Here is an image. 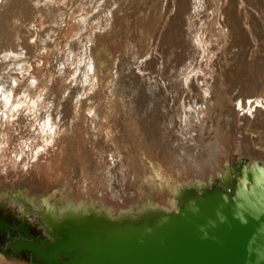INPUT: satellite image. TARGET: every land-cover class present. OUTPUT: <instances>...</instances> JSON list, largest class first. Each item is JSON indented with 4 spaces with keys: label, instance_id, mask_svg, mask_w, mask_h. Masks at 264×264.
Listing matches in <instances>:
<instances>
[{
    "label": "rangeland",
    "instance_id": "obj_1",
    "mask_svg": "<svg viewBox=\"0 0 264 264\" xmlns=\"http://www.w3.org/2000/svg\"><path fill=\"white\" fill-rule=\"evenodd\" d=\"M4 1L0 0V12L6 6ZM25 5L20 30L26 47L24 52L28 54L23 52L26 70L11 88L16 101L12 106L13 121L12 117L6 120L5 115L0 127V223L5 226L0 232V253L8 261L41 264L25 250L14 248L20 240L26 245L54 241L59 244L60 238L41 222L39 213L44 211L43 206H47L48 213L56 215L62 207L75 210L80 206L86 209L95 206L112 218L144 214L158 210L174 196L178 197L175 204L180 200L188 202L192 195L188 190L199 193L201 189L225 186V177L240 168L242 158L246 159L245 166L258 161L252 159L251 152L246 153L248 156L240 155L234 134L222 130L225 146L218 168L206 167L201 177L193 171L186 175L178 171L174 187H163L164 196L160 198L147 180L151 179V173L155 174L153 168L144 170L147 178L143 177L142 184L131 190L134 194L123 200L118 195L114 197L109 186H98L103 197L92 190L90 200H83L82 204L73 185L69 190H62L65 199L61 201V175H53L51 163L46 160V147L54 129L50 115L52 110H59L64 96L77 87L85 63L94 71L93 81L99 84L96 100L107 102L104 118L100 117L93 134L90 133L88 150L90 163H97L101 168L108 165L107 155L113 148L111 138L122 144H133L132 139L118 130L112 133L108 125L116 121L120 109H126L127 114L134 111L133 103L138 110L141 104L153 99L160 109H157L158 119H164L167 127L177 122L183 129L184 114L190 106L199 99H209L211 109L231 108L233 119L242 123L238 127L243 128L241 116L246 113L252 119L248 110L242 109L244 98L259 90L261 95L256 100L260 103L254 105L259 109L254 113L264 118V0H28ZM119 71L122 101L110 105L109 101L115 97V81L121 77ZM237 105L241 107L237 109ZM132 113V125H137L134 128L142 133L141 137L145 141L148 136L156 140L158 137L142 132L144 125H140L135 111ZM180 129L173 132L174 137L186 138ZM102 140L103 145L99 144ZM258 143L256 147L261 146L264 151V141ZM144 148L145 145L143 148L139 145L135 152L146 154ZM258 163L264 167L263 162ZM140 170L143 171L142 167ZM239 174L237 169L235 177ZM232 180L227 184L231 185ZM129 188L126 186L127 191ZM169 206L168 213L173 212L174 203ZM100 221L101 226L108 225L109 229L115 225L104 219ZM124 222L134 221L130 218ZM121 225L123 222L115 227ZM80 228L76 226L73 230ZM98 228L93 231L103 238ZM62 240L66 243L62 250H71L70 256L76 263L84 260L86 263L85 256L76 255L80 248L73 246L74 239ZM64 262L71 263L69 259Z\"/></svg>",
    "mask_w": 264,
    "mask_h": 264
},
{
    "label": "bare ground",
    "instance_id": "obj_2",
    "mask_svg": "<svg viewBox=\"0 0 264 264\" xmlns=\"http://www.w3.org/2000/svg\"><path fill=\"white\" fill-rule=\"evenodd\" d=\"M2 1L3 0H1V2ZM27 1L28 0H5L4 3L6 2V6L3 7L0 12V127L2 126L1 124L4 119H6L4 118L5 115H7L6 120L13 116L14 109H12V106L16 104V101L13 100V92L11 91V88L14 84H16L15 79L20 78L26 70V65L23 63L27 62V59H25V54L27 53L24 52V49L26 51V47L23 41H21L20 23L26 14L25 3H27ZM28 59V62H30L31 58ZM89 64L92 65L91 62ZM119 73L116 77L121 74ZM80 74L81 76H79L80 79L77 87L72 88V90L64 96L63 100L58 105L59 110H57L58 108L56 110H52L50 115L54 119V129L50 134L48 146L46 147V160L51 163L52 174L56 176L61 175L60 181L63 182L60 193L61 201L65 199V196L62 195V190H69L73 185H76L77 187V196L82 200V204L85 200H90V192L92 190L100 193L98 186L101 188L109 186L110 192L114 195V197L118 195L123 200L127 196L131 197L134 194V191L131 190H134L136 187L138 188V185L142 184L143 177L144 180L147 178L144 170L150 169L151 171L153 168H155V174L151 173V179L147 178V180L151 181V188L160 198L161 195L164 196L163 187L170 188V186H173V181H175L178 171L184 175L193 171L195 175L201 177L203 176V173L205 172L204 169L206 167L211 168L212 170L218 168L220 155L222 154L225 146L222 130L234 134L236 148L240 155L248 156L246 153L251 152L250 154L252 159L258 161H252L248 168H246L243 166L246 159L242 158L239 168L240 174L237 178H233L234 180H232V185L227 184L226 182L225 186H223V189L226 190L225 193H222L219 188H212L210 190L204 189L198 194H196V192L192 193L188 202L186 200H178L180 203L175 204V200L178 199V197H174L171 201H168L163 208L150 212L145 211L144 214L134 213L133 216L112 218L100 213L97 208H94L95 206L89 209L82 208L80 206L75 210L62 207L59 214L56 215L48 213L47 206H43L44 211L39 213L42 218V224L43 222V225L47 224L49 226V230L53 232L52 234H55L56 237L60 238L58 245L55 244L52 247L51 245H48L49 251L47 253H50V248L63 249L66 243H64L62 239L72 238L76 241L73 246L78 245L80 248V252L76 251V255L79 257L81 255L90 254V258L86 259V263H96L99 260H97L99 251H97L98 249L97 246H95L94 241L97 244H100L110 233L121 236V234H124L125 232H139L141 230H147L164 225L174 213L171 212L170 215L168 213V211H170L168 210L170 207L169 205L173 203L174 209H179L180 207H187L195 199L206 197L207 195H215L217 197L221 196L224 201L227 202L230 200L237 187H248L251 172L255 171L254 168L251 167L252 163L264 169V167L260 166V163H258H264V151L261 150V146L260 149H258L259 147H256L258 142L264 141V118L261 115L258 116L254 113L256 109H259L254 106L257 103H260V100H256L258 94L261 95L259 90H254L252 94H249L247 98H244L245 106H243L242 109L246 108L252 116V119H249L247 116L248 114H243L241 116L242 118H240L241 122H243V128H239L238 125L240 122L238 120L235 122L236 119H233L234 116L233 113L231 114V108L221 107L215 110L211 109L209 99H204L205 101H200L199 99V101L194 102L193 105L190 106L189 111L184 114V128H181L182 131H184L182 136H186L184 139L174 137L175 133L173 132H177L180 129L179 123L172 122V126L167 127L165 125L167 122L164 121V119H158L157 109H160L153 102V99H151L147 104H141V106H139L140 109H138L139 111L134 108L136 107L133 106L135 103L131 105L133 107L132 109L135 111V116L140 121V125L141 123L144 125L142 126V132L144 134L147 133L148 135L151 133L152 136L154 135L156 138L158 137L156 140H152V137L148 136V141H145L141 137L142 133L137 132L134 128L137 125H132L131 113L134 111L131 113L129 112V115L123 106L125 110L122 111V109L119 108L121 111L119 110L120 114L117 115L116 121L112 120L108 125H110L112 133L118 130L123 133L126 138L132 139L133 144H122L121 141L115 142V138H111V145L113 148H111L107 155L108 165L105 168H101L97 163L95 165L91 164L88 156L90 133L93 134L94 127L98 123L99 119H101L100 117L104 118L106 110L105 103L107 102L103 104L100 99L96 100L98 98L97 96H99V84L96 83L97 81H93L94 71L87 63L83 64L82 72ZM120 76L121 77H118L117 82L115 81V86L113 87L115 97L112 101L108 100L110 105L111 103H114L115 105L117 102L120 101L121 103L122 101V97L119 96L121 93L120 88L122 74ZM137 103L139 104V102ZM158 106H160V104ZM236 107L239 109L241 106L237 105ZM113 109L115 110V108ZM22 115L23 114H21V116ZM236 117L238 116L236 115ZM240 124L242 125V123ZM121 125L123 126V130ZM99 138L100 137H98V139ZM103 142L104 140L99 142V144L103 145ZM173 143L176 145L175 149L172 147ZM139 145L142 148L145 145L144 150H146V154H139L135 152L137 151V147ZM149 155L152 156L151 159L148 158V160L147 156ZM103 159H105V157ZM125 160L128 162L126 163ZM177 163L181 165H177ZM182 165L184 166L183 169H181ZM140 167H142L144 172L140 170ZM82 169H84V174H82ZM125 175H127V177ZM126 186L130 187V191L126 190ZM100 195L103 197L101 193ZM66 197L68 196L66 195ZM56 207L58 206L56 205ZM130 218L134 221L131 222L132 224L124 222ZM99 219H104L105 221L115 225L109 229V227H107L108 225L103 223L101 226L99 222L102 221ZM122 222L123 225L115 227ZM76 226H81L82 228L74 231L73 229H76ZM97 228L100 229L98 233L104 235L103 238H100L98 234H96V231H93ZM89 235L91 239L88 237ZM74 250H77V248H74ZM64 257L67 258L68 256ZM53 260L57 259L50 257L43 259V262L40 260V262L41 264H44V262L47 261L46 264H53ZM62 261H65V259H62ZM83 263H85V260ZM0 264L22 263L8 261L0 253ZM71 264L76 263L71 262Z\"/></svg>",
    "mask_w": 264,
    "mask_h": 264
},
{
    "label": "water",
    "instance_id": "obj_3",
    "mask_svg": "<svg viewBox=\"0 0 264 264\" xmlns=\"http://www.w3.org/2000/svg\"><path fill=\"white\" fill-rule=\"evenodd\" d=\"M251 167L248 187H237L227 202L207 195L177 209L164 225L110 233L96 244L93 264H264V169Z\"/></svg>",
    "mask_w": 264,
    "mask_h": 264
},
{
    "label": "flooded vegetation",
    "instance_id": "obj_4",
    "mask_svg": "<svg viewBox=\"0 0 264 264\" xmlns=\"http://www.w3.org/2000/svg\"><path fill=\"white\" fill-rule=\"evenodd\" d=\"M243 166H245V165H243ZM249 166V165H248ZM248 166H245L246 168H248ZM237 169H239V168H237ZM236 175H235V172L233 171L232 173H231V175H229V176H226L225 177V179H224V183H226L227 181H229V180H231V179H233L234 177H235ZM250 183V181H248V184ZM233 183H232V181H231V185H232ZM247 184V185H248ZM210 190V189H209ZM219 190L220 191H222V193H225L226 192V190H224L223 189V187H219ZM191 191V193H194V192H196V194H198V192L197 191H195V190H190ZM189 191V192H190ZM202 191V189L200 190V192ZM181 193H185L186 191H180ZM199 192V193H200ZM174 197H176V196H174ZM168 202V201H167ZM166 202V203H167ZM166 203L165 204H162V206H161V208L162 207H164V205H166ZM177 209H174V211L173 212H175ZM170 213L171 212H169V215H170ZM142 224H144V223H142ZM0 232H2L4 229H5V226H4V224L3 223H0ZM47 232H49L48 230H46ZM55 235V234H54ZM52 241V240H51ZM55 241L53 242V244L51 243V242H49V243H46L45 245L44 244H41V243H32V244H30V245H26V243L25 242H23L22 240H20V241H18V244L19 245H17V246H14V248L15 249H17V250H20V249H23V250H25V252H27L28 254H30V256H35L34 258H38L39 260H43V259H47V258H53V259H57V261H60L61 259H69L71 262H77V261H74L73 259H72V257L70 256L71 255V250L69 251V250H62V249H52V248H50V253H47L49 250H48V245H51V247L52 246H54L55 244ZM97 243H95V246H97L96 245ZM100 248V246H97V249H99ZM44 251V252H43ZM97 251H99V250H97ZM43 252V253H42ZM42 253V254H41ZM64 256H68L67 258H65ZM82 256V255H81ZM81 256H79V257H81ZM83 256H85L86 258H90V254H88V255H83ZM85 257H83L82 259H84ZM60 259V260H59ZM67 261V260H66ZM43 262V261H42ZM47 262V261H46ZM46 262H44V264H46ZM64 262V261H63ZM68 262V261H67ZM71 264V263H70ZM77 264V263H76Z\"/></svg>",
    "mask_w": 264,
    "mask_h": 264
}]
</instances>
